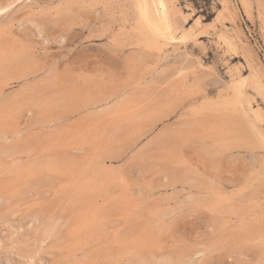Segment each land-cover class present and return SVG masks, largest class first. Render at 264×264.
Masks as SVG:
<instances>
[{
	"label": "rangeland",
	"instance_id": "rangeland-1",
	"mask_svg": "<svg viewBox=\"0 0 264 264\" xmlns=\"http://www.w3.org/2000/svg\"><path fill=\"white\" fill-rule=\"evenodd\" d=\"M62 3L0 0V48L30 49L48 66L59 58L73 57L74 52L85 59L105 55L120 59L143 51L147 58L142 67L132 71L130 61L127 73L107 82L121 83L130 75V81L148 95L140 98L141 108L110 113L100 124L103 135L96 143L118 153L103 160L114 177L95 200L97 205L104 196L109 201L105 231L93 236L79 231L75 216L87 207L71 202L74 188L56 182L47 192L30 191L21 202L17 198L0 201V264H138L131 256L138 250L152 259L167 252L181 253L192 264H264V185L260 182L264 147L257 138L264 136V0H173L175 35L183 40L157 39L146 45L134 41L135 22L126 0H77L56 18L55 9ZM93 81L80 79L79 87L93 92ZM20 85L10 83L4 95ZM53 98L51 93L34 95L14 111L11 126L23 137L40 132L38 111L48 110V117L62 114L48 108ZM168 99L175 102L172 113L130 147L137 134L150 127L152 119L144 112ZM199 112L207 113L206 121L213 126L220 124V117H229L242 129L252 127L253 146L189 138L174 139L178 143L175 162L153 152L135 153L160 129L175 128ZM81 141L58 145L47 154L71 153L78 146L86 154L92 145H79ZM86 176L88 172L80 179ZM189 177L204 181L206 187L189 188L183 182ZM9 179L8 172L0 171V187ZM7 188L14 191L20 186ZM192 193L205 199L183 201ZM233 195L241 197L233 204L238 215L225 208ZM166 209L173 211L162 216ZM38 211L43 213V224L56 223L55 236L39 235L33 220ZM244 223L250 229L240 230ZM246 231L251 234L244 236ZM241 245L252 247L246 253Z\"/></svg>",
	"mask_w": 264,
	"mask_h": 264
},
{
	"label": "bare ground",
	"instance_id": "bare-ground-1",
	"mask_svg": "<svg viewBox=\"0 0 264 264\" xmlns=\"http://www.w3.org/2000/svg\"><path fill=\"white\" fill-rule=\"evenodd\" d=\"M76 3L77 0H64V3L55 9V17L63 16ZM126 5L131 10V17L135 22L136 38L134 37V41L136 44L146 45L157 39H162L166 43L183 40L182 37L175 35L178 24L173 18V0H126ZM42 25L43 22L39 25L40 29L43 28ZM40 33V31H36V35H40ZM146 58L147 54L143 51L131 54L129 60L133 64L132 71L142 67ZM129 77L130 75L127 80L115 83L108 89H104V87L93 92L78 90L75 87L60 89L62 80L59 78L55 66H48L38 60L37 56L31 54L30 49L27 48L19 52H10L0 48V171L8 172L11 175V179L1 184L0 201L8 203L12 198H17V202H21L23 201L22 197L28 195L30 191L42 188V192H47L54 183L61 182L74 188L76 194L71 199L72 203L85 204L87 207L85 212L78 211L76 213L75 218L80 223L79 231L90 236L105 231L108 223L106 205L109 201L107 196L103 197L100 205H97L95 200L100 190L106 192L104 188L106 183L114 177V173L107 170L103 160L117 157L118 153L109 152L95 140L102 137L100 124L110 113H117L123 109L135 110L143 106V101L140 98L148 93L137 88V85L131 82ZM31 79L34 80L32 84H29ZM14 82H21L22 86L20 85L19 90L4 95V87ZM27 82L29 83L27 84ZM47 93L54 96L48 108H57L56 112L63 115L67 113L66 111H77L80 118L68 126V129H65V126L59 125V122L66 117L65 115V117L62 114L48 117L46 114L48 110H41L37 114L41 131L33 132L37 130L38 126L32 131L33 133L23 137L18 129L11 126L14 111L20 106L26 105L34 95H46ZM174 107L175 102L168 99L162 100L153 108L146 110L145 117L152 119L150 127H147L144 132L143 130L139 132L130 147L135 145L138 138L150 132L155 126V122L169 116ZM207 117V113L199 112L193 115V118L184 119L175 128L160 129L157 135L144 141L135 150V153L144 155L153 152L167 161L175 162L178 160L175 151L178 143L175 140L189 138L231 141L241 144L247 149L253 146L250 141L252 127L248 130L242 129L234 125L229 117L226 119L220 117V124L213 126L208 124ZM73 131L76 134L80 132L79 136L82 141L78 143L79 145L86 143L92 145L86 154L83 153L84 148L81 146L74 147L71 153L63 151L50 156L47 154L48 151L56 149L66 132ZM257 138L264 147V136L258 134ZM108 142V138H105V143L108 144ZM87 172L88 176L80 179L81 174ZM183 182L189 188L204 189L206 187V183L197 178L189 177ZM260 182L261 185H264V175ZM15 185H19L20 189L9 191L7 188ZM83 193H86L87 197ZM197 195L199 194H189L187 198H183V201L205 199L204 195ZM240 198L239 195L229 198L228 206L225 208L231 214H239L234 211L233 204ZM171 211L173 210L166 209L160 214L167 216ZM42 217L43 213L40 211L33 215V220L37 222L39 235L42 238L55 236L57 234L56 223L43 224ZM239 229L248 230L250 229L249 224L244 223ZM242 234L247 236L251 232L246 231ZM232 235L236 236V231H233ZM131 256L139 262L138 264H156L158 261L163 264H192L194 262L187 255L173 252H167L152 259L138 250L131 252Z\"/></svg>",
	"mask_w": 264,
	"mask_h": 264
},
{
	"label": "crops",
	"instance_id": "crops-1",
	"mask_svg": "<svg viewBox=\"0 0 264 264\" xmlns=\"http://www.w3.org/2000/svg\"><path fill=\"white\" fill-rule=\"evenodd\" d=\"M73 57H63L59 58L56 64H50L49 66H55L59 73V78L62 80L60 89H69L75 87L78 90L82 88L79 87L80 79H94L95 90L98 89H108L110 85L107 81L108 79H113L114 75L123 74L125 71L128 72V65L130 64L129 57L131 55H126L120 59H114L108 56H98L96 58H81L75 55ZM72 116L65 117L59 122V125L65 126L68 129L71 124L75 123L79 118V113L76 111H66ZM80 132L77 134L75 131L66 132L65 137L62 136V141L58 145H76L77 141L80 139ZM252 245H241L240 248L244 252H248Z\"/></svg>",
	"mask_w": 264,
	"mask_h": 264
}]
</instances>
